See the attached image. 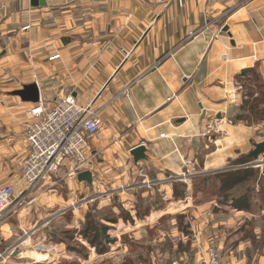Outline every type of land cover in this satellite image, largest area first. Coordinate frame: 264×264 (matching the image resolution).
I'll return each instance as SVG.
<instances>
[{"label": "crops", "instance_id": "1", "mask_svg": "<svg viewBox=\"0 0 264 264\" xmlns=\"http://www.w3.org/2000/svg\"><path fill=\"white\" fill-rule=\"evenodd\" d=\"M0 38L31 57L22 84L36 82L47 108L71 95L102 109L103 128L87 151L93 182H82L90 189L100 179L124 188L127 163L133 191L150 182L173 200V183L228 169L264 132V119L246 118V99L234 100L242 86L250 96L245 71L264 85V0H46L39 7L0 0ZM33 106L0 100V186L15 188L10 209L29 190L22 177ZM213 118L223 120L224 134H208ZM139 146L146 159L136 162L131 152ZM10 209L0 221L5 242L16 232Z\"/></svg>", "mask_w": 264, "mask_h": 264}, {"label": "rangeland", "instance_id": "2", "mask_svg": "<svg viewBox=\"0 0 264 264\" xmlns=\"http://www.w3.org/2000/svg\"><path fill=\"white\" fill-rule=\"evenodd\" d=\"M7 45L0 38V100L22 90L23 81L29 78L23 67L31 57L23 49ZM244 93L243 87L240 94L252 102L251 93L247 98ZM41 103L45 105L42 100L33 104L30 113ZM261 157L258 165L262 168ZM123 166L127 170L124 188L100 179L98 187L90 189L62 171L53 178L57 184L22 194L18 207L10 209L16 232L14 240L0 248V264H208L210 248L218 249L221 264H260L264 257V211L260 208L264 182L247 185L254 208L241 213L221 204L223 194L213 179L201 181V185L193 179L173 183V193L177 186L182 198L168 200L166 194L149 186L133 191L129 165ZM151 213L156 217L146 224ZM89 214L101 222L118 220L113 227L108 225L115 241L104 255L80 236Z\"/></svg>", "mask_w": 264, "mask_h": 264}, {"label": "built area", "instance_id": "3", "mask_svg": "<svg viewBox=\"0 0 264 264\" xmlns=\"http://www.w3.org/2000/svg\"><path fill=\"white\" fill-rule=\"evenodd\" d=\"M242 89L239 87L240 92ZM242 98V94L237 93L234 100L240 101ZM32 115L36 120L28 128L29 152L23 161L22 177L29 185L28 189L39 187L56 177L63 169L69 168V174L74 177L86 171L92 164V156L87 152L89 137L98 133L104 125L102 109L96 108L94 103L86 107L80 106L72 96H68L51 109L41 103L33 109ZM206 130L208 134H224L223 120L213 118L207 123ZM258 141L264 142V132L258 137ZM261 162L264 166V160ZM258 163L246 164L244 167L261 168L262 165ZM182 178L184 181L190 179L186 174ZM150 185L148 182L147 186ZM14 195L13 186H0V221L11 208ZM15 248L16 246L12 248V252ZM208 264H221L218 249H209Z\"/></svg>", "mask_w": 264, "mask_h": 264}, {"label": "trees", "instance_id": "4", "mask_svg": "<svg viewBox=\"0 0 264 264\" xmlns=\"http://www.w3.org/2000/svg\"><path fill=\"white\" fill-rule=\"evenodd\" d=\"M251 74L252 81L249 82L250 93L253 94L254 90L258 91L259 97L253 99L252 102L244 101L243 107L248 113L246 118L264 119V85L260 76L254 71H245L244 75ZM253 87H256L253 88ZM251 99V98H250ZM251 103V104H250ZM246 120V119H245ZM252 158L249 156H243L233 161L228 169L218 171L215 173L207 175H199L193 178V182L199 183L201 185L206 180H215L218 182L220 187V193L223 194V204L238 212L250 213L254 205L250 196V189L246 188L250 183H262L264 182V168L259 167H244V165L253 162ZM262 194V204L260 206L261 210L264 211V189H260ZM182 196V195H181ZM177 191V186L174 187V197L176 200L182 198ZM118 223L116 219H110L105 221H98L92 214L87 216V222L85 224L84 230L80 233L82 239L93 248L99 255H104L108 253L111 245L115 240H111L110 231L111 227ZM109 225V226H108ZM69 233V232H67ZM73 240V238L68 237ZM9 243L5 242L3 238H0V248L2 246H8ZM2 250V249H0Z\"/></svg>", "mask_w": 264, "mask_h": 264}, {"label": "water", "instance_id": "5", "mask_svg": "<svg viewBox=\"0 0 264 264\" xmlns=\"http://www.w3.org/2000/svg\"><path fill=\"white\" fill-rule=\"evenodd\" d=\"M46 0H32L31 6L32 7H39V6H45ZM12 96L19 97L23 102L31 103V104H38L41 101V94H40V88L38 84L35 82L33 84H27L23 86L22 90H18L11 93ZM146 149L144 146H139L135 150L131 152L132 156L134 157L136 162H139L143 159H146L145 156ZM264 155V142L256 144L254 146V150L250 153L249 157L255 160L256 162L259 161V158ZM78 181L79 182H87L92 183L93 177L92 173L89 171L80 173L78 175ZM18 256V252L14 254V257Z\"/></svg>", "mask_w": 264, "mask_h": 264}, {"label": "bare ground", "instance_id": "6", "mask_svg": "<svg viewBox=\"0 0 264 264\" xmlns=\"http://www.w3.org/2000/svg\"><path fill=\"white\" fill-rule=\"evenodd\" d=\"M24 1H27V0H24Z\"/></svg>", "mask_w": 264, "mask_h": 264}]
</instances>
